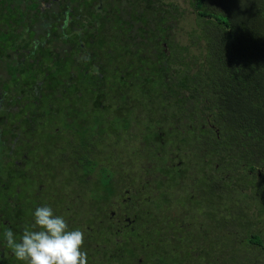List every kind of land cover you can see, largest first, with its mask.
<instances>
[{"label":"trees","instance_id":"obj_1","mask_svg":"<svg viewBox=\"0 0 264 264\" xmlns=\"http://www.w3.org/2000/svg\"><path fill=\"white\" fill-rule=\"evenodd\" d=\"M0 71L2 246L50 206L93 264H264V0H0Z\"/></svg>","mask_w":264,"mask_h":264},{"label":"clouds","instance_id":"obj_2","mask_svg":"<svg viewBox=\"0 0 264 264\" xmlns=\"http://www.w3.org/2000/svg\"><path fill=\"white\" fill-rule=\"evenodd\" d=\"M3 237L22 264H88L87 252L82 250L84 232L69 229L65 217L50 206L35 209L31 226H25L19 238L10 229Z\"/></svg>","mask_w":264,"mask_h":264},{"label":"flooded vegetation","instance_id":"obj_3","mask_svg":"<svg viewBox=\"0 0 264 264\" xmlns=\"http://www.w3.org/2000/svg\"><path fill=\"white\" fill-rule=\"evenodd\" d=\"M44 4H45V8H51V4H47V2L45 1H42ZM41 2V3H42ZM95 6V5H94ZM83 9L84 8H80V11L83 13ZM72 10L70 9L68 12H71ZM86 11L88 12V9H86ZM74 12V11H72ZM89 13V12H88ZM87 20H90V16L87 17ZM72 21V19L69 20V22ZM89 22V21H88ZM64 27V26H63ZM39 30H41L40 27H38ZM64 30H65V27H64ZM72 32L78 37V39L81 41H77L79 42L80 44L82 43V49H80L79 51H77V57L81 56V55H85L86 53H88V49L85 48L84 45H89L92 46V44L89 42V41H84L85 39L77 32L76 29H73ZM84 41V42H83ZM76 42V43H77ZM74 43V45L76 44ZM19 53V51H17ZM24 52V51H22ZM97 67V66H95ZM128 199L130 198H126V199H123V202L125 203ZM114 215V214H113ZM118 225H119V231L123 230V231H126L125 229L129 230V231H132L134 232L135 231V227L133 226V221H131L130 218L127 217L126 214H123L122 217L120 219H118ZM121 227V228H120ZM122 231V232H123ZM127 233L128 231H126L125 233V236L127 237ZM118 240V239H117ZM90 253V252H89ZM89 253H87V255H89ZM12 259V262L9 263V261ZM141 261V260H140ZM0 264H19V261L15 258V256L13 255L12 251L8 250L6 246H2L0 244Z\"/></svg>","mask_w":264,"mask_h":264},{"label":"rangeland","instance_id":"obj_4","mask_svg":"<svg viewBox=\"0 0 264 264\" xmlns=\"http://www.w3.org/2000/svg\"><path fill=\"white\" fill-rule=\"evenodd\" d=\"M50 1V0H49ZM132 1H135V0H132ZM169 1H171V0H167V2H169ZM182 2V0H175V2ZM42 6L43 7H45V4L42 2ZM51 7H56V6H54V5H51ZM182 25H184L185 27H188L189 26V23H186V21L185 22H182ZM2 74V72L0 71V75ZM138 144H142L141 142H138ZM125 157V156H124ZM169 164V163H168ZM189 191L191 192V188L189 189ZM39 193H41V192H39ZM73 202L75 203V201L73 200ZM76 204V203H75ZM75 207H76V205H74ZM74 207V208H75ZM78 209V208H77ZM171 215H173V216H176V215H180V214H175V210H173V212L171 213ZM202 221V216H198L197 215V219H196V223L197 224H199L200 222ZM190 224H192V222H190V221H188L187 222V224L186 225H190ZM205 226H208L207 224H205ZM167 233H171V231H169V232H167ZM97 248H99V247H97ZM100 252H90L89 253V255H88V257L90 258V261L88 260V264H93L94 263V261L95 262H97V260H99L100 259V255L101 254H99ZM94 260V261H93Z\"/></svg>","mask_w":264,"mask_h":264}]
</instances>
